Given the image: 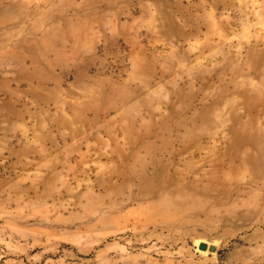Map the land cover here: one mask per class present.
Masks as SVG:
<instances>
[{
  "label": "rangeland",
  "instance_id": "1",
  "mask_svg": "<svg viewBox=\"0 0 264 264\" xmlns=\"http://www.w3.org/2000/svg\"><path fill=\"white\" fill-rule=\"evenodd\" d=\"M0 264H264V0H0Z\"/></svg>",
  "mask_w": 264,
  "mask_h": 264
},
{
  "label": "water",
  "instance_id": "2",
  "mask_svg": "<svg viewBox=\"0 0 264 264\" xmlns=\"http://www.w3.org/2000/svg\"><path fill=\"white\" fill-rule=\"evenodd\" d=\"M199 249L201 250V251H207V250H209V251H211V252H215V250H216V248L214 247V246H208L207 244H205V243H201V244H199Z\"/></svg>",
  "mask_w": 264,
  "mask_h": 264
}]
</instances>
